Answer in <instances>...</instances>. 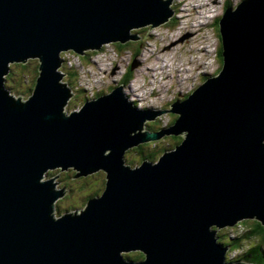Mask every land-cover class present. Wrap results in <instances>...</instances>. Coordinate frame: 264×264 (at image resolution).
Segmentation results:
<instances>
[{"label":"water","instance_id":"water-1","mask_svg":"<svg viewBox=\"0 0 264 264\" xmlns=\"http://www.w3.org/2000/svg\"><path fill=\"white\" fill-rule=\"evenodd\" d=\"M173 3L0 0V264H246L227 261L217 231L248 219L264 228V0L225 9L221 71L169 112L138 108L122 86L66 112L62 53L136 41L131 31L171 21ZM33 59L32 95L16 98L11 65ZM166 113L173 125L146 129ZM165 136L183 140L156 162L126 164ZM56 169L102 171L104 191L57 217L66 190L43 179ZM135 252L144 258L125 256Z\"/></svg>","mask_w":264,"mask_h":264},{"label":"rangeland","instance_id":"rangeland-1","mask_svg":"<svg viewBox=\"0 0 264 264\" xmlns=\"http://www.w3.org/2000/svg\"><path fill=\"white\" fill-rule=\"evenodd\" d=\"M228 1L234 7L240 0H174L172 6L177 10L176 17L156 28L149 26L131 31L139 38L136 41H129L125 49H119L117 43H110L104 45L98 52H91L90 57L87 56L89 52L85 56L72 51L62 53L61 58L64 63L61 71L65 74L63 82L70 84L74 94L66 107V112L70 114L80 110L86 101L98 98L97 95L108 94L121 86L129 101L138 108L169 112L176 100L186 99L205 79L218 75L221 61L217 54L221 46V38L217 26L213 24L215 25L216 19L222 17ZM203 5L205 6L199 8ZM196 9H199L198 15L193 14L196 13ZM202 12L204 14L201 16ZM188 33L192 36L188 39L184 37L187 40L180 41ZM171 45L173 46L169 48ZM135 61L139 62V65L132 69V81L125 84L123 79L128 75V69ZM26 65H28L26 70L16 64L11 65V73L14 76L6 82L12 95L23 100H27L32 95L39 75V60H30ZM72 70L79 75L77 79L75 78V82H72L73 76H69ZM138 94L142 97L138 98ZM177 118V114H162L157 120L148 121L146 129L159 131L168 128ZM182 140L183 138L165 136L160 140L149 142L155 143L149 146L152 151H156L157 157L154 162L164 153L173 150ZM149 147H144L143 155L149 152ZM138 152L135 150L127 152L125 158L134 162L128 165L132 167L141 165ZM97 174L83 178H76L75 170L67 172L55 170L46 174L44 180L55 177L59 181V188H64V185L68 184L65 188L66 195L56 204L57 217L68 212H79L86 207L87 198L101 195L104 185L100 186L99 181L105 179L106 175L102 171ZM244 221L246 223H243ZM253 221L255 220H243L233 227L218 230L217 237L221 235L220 231H224L225 236L223 235L221 243L229 244L230 239L249 232ZM252 236L254 235L242 240V248L238 251L229 248L227 261L240 260V256L249 246L261 242L258 237Z\"/></svg>","mask_w":264,"mask_h":264},{"label":"trees","instance_id":"trees-1","mask_svg":"<svg viewBox=\"0 0 264 264\" xmlns=\"http://www.w3.org/2000/svg\"><path fill=\"white\" fill-rule=\"evenodd\" d=\"M227 7H232V4H231L230 1L227 2L226 8ZM213 26H217V30H219L218 21L215 22V25L213 24ZM117 46L119 47V49H125L128 46V44L121 45V44L117 43ZM92 53H95V52H92ZM92 53L89 52V54L87 56L90 57ZM217 56L219 57V59L221 61V68H222V66H223L222 46H220ZM16 66L26 70L28 65H26V64H16ZM221 68L219 69V72L221 71ZM128 70H129L128 75H126L125 79H123L125 84H129L130 81H132V78H133L131 67ZM13 76H14V74L11 73L10 75H8L7 80L9 78L12 79ZM69 76L70 77L73 76L72 82H75L76 81L75 78L77 79V77H79L78 73L76 71H74V70H72L69 73ZM35 84H36V82H35ZM80 92H82V91H80ZM97 97H99V95H97ZM178 138L182 139L180 137H175V139H178ZM152 145H155V143H146V144H143V145H141L139 147H136V149L134 148V149H131V150L139 151L138 153H140V157H141V161L142 162L144 160L154 161L155 158L157 157V155H156V151H152V149L149 147V146H152ZM144 147H149V152H147L145 155H143ZM131 150H129V151H131ZM127 155H128V153H127ZM125 160H126L127 164L128 163H130V164L134 163V162L132 163L131 161H129L128 158L127 159L125 158ZM62 172H64V171H62ZM97 175H99V174H97ZM72 177H70L71 180H72ZM100 181H99L100 186L104 185V188H105L106 178L102 179V180L100 179ZM91 198H94V197L87 198V201H89V199H91ZM243 223H246V221H244ZM220 233H221V235H219L218 238H219V242L221 243V240L223 239V235L225 236V232L224 231H220ZM251 235H254V236H252L254 238L258 237L261 240V242L257 243V244H254L252 246H249L248 250H246L240 256V260H235V261H231V262H239L240 261V262H246L248 264H264V228L257 221H253L251 229L249 230V232L245 233L243 236L230 239L229 244H227V243H221V244H223L226 247H229L231 250L238 251L239 249L242 248L241 247L242 240L243 239H249ZM126 257L129 258V259L135 260V261H140V260H142L144 258V255L142 253H132V254L126 255Z\"/></svg>","mask_w":264,"mask_h":264},{"label":"flooded vegetation","instance_id":"flooded-vegetation-1","mask_svg":"<svg viewBox=\"0 0 264 264\" xmlns=\"http://www.w3.org/2000/svg\"><path fill=\"white\" fill-rule=\"evenodd\" d=\"M205 5H206V4H205ZM205 5L200 6L199 8H202V7H204ZM173 8L175 9L174 6H173ZM196 10L198 11L199 9H196ZM176 14H177V10L175 9V15H174V17H176ZM193 14H194V15H198L199 13H198V12H196V13L194 12ZM203 14H204V12L201 13V16H202ZM174 17H173V18H174ZM173 18H172V19H173ZM172 19H171V20H172ZM218 20H219V19H216L215 21L217 22ZM211 24H212V23H211ZM186 36H187V37H186ZM190 36H192V34H191V33H188V34L184 35L182 38L186 37V38L188 39ZM186 38H184V39H186ZM184 39H183V40H184ZM187 39H186V40H187ZM175 44H176V43H175ZM173 45H174V44H173ZM173 45H171L169 48H171ZM164 61H165V60H164ZM131 71H132V70H131ZM58 176H59V175H58ZM57 182L59 183V181H57ZM67 187H68V184L64 185V188H67ZM103 191H104V190H103ZM101 194H102V193H101Z\"/></svg>","mask_w":264,"mask_h":264},{"label":"bare ground","instance_id":"bare-ground-1","mask_svg":"<svg viewBox=\"0 0 264 264\" xmlns=\"http://www.w3.org/2000/svg\"><path fill=\"white\" fill-rule=\"evenodd\" d=\"M207 6V5H206ZM196 12H197V10H196ZM199 31H200V29H199ZM206 52V51H205ZM152 56H154V55H152ZM63 63H64V60H63ZM63 65V64H62ZM188 72H190L189 70H187ZM11 73V72H10ZM10 73H9V75H10ZM183 73V72H182ZM8 77V76H7ZM138 96V98H140V97H142V96H139V94L137 95ZM134 149V148H133ZM56 170H59V169H56ZM69 170H74V169H69ZM69 170H66V171H64V172H67V171H69ZM51 171V170H50ZM53 171H55V170H53ZM45 177H46V175L44 176V178L43 179H45ZM76 178H77V174H76ZM79 178H81V177H79ZM83 178V177H82ZM43 181V180H42ZM60 189V188H59ZM65 195H66V191H65ZM64 195V196H65ZM63 196V197H64ZM62 197V198H63ZM60 200V199H59Z\"/></svg>","mask_w":264,"mask_h":264},{"label":"built area","instance_id":"built-area-1","mask_svg":"<svg viewBox=\"0 0 264 264\" xmlns=\"http://www.w3.org/2000/svg\"><path fill=\"white\" fill-rule=\"evenodd\" d=\"M202 23V22H201Z\"/></svg>","mask_w":264,"mask_h":264}]
</instances>
